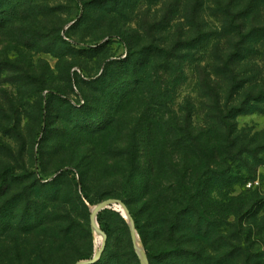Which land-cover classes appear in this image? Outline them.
Listing matches in <instances>:
<instances>
[{
    "label": "rangeland",
    "instance_id": "374dc122",
    "mask_svg": "<svg viewBox=\"0 0 264 264\" xmlns=\"http://www.w3.org/2000/svg\"><path fill=\"white\" fill-rule=\"evenodd\" d=\"M253 1L235 0L237 10ZM109 2L22 0L28 17L24 28L30 32L21 34L20 25L5 17L0 22V264L91 260L103 246L106 224L113 227L103 260L131 252L130 247L137 254L121 212L124 224L113 214L98 213L99 231L91 224V212L106 200L121 201L118 177L123 165L112 160L107 144H126L125 128L135 126L141 112L121 111L117 130L101 136L96 141L99 150L92 151L89 130L96 128L99 116L85 120L89 111H79L84 97L92 93L82 85L71 90L65 82L69 73L96 79L109 62L124 59V34L140 31L146 40L170 45L186 40L193 28L218 32L197 51L184 52L181 71L173 76L177 81L168 109L180 124L187 118L195 129L215 124V107L200 87L198 65L219 84L228 105L264 91V40L247 45L250 51L237 62V79L245 87L236 95L229 97L227 82L217 73L236 49L237 39L224 31L225 8L233 2L229 10L235 12L233 0H119L118 6ZM249 19L244 32L264 28L263 0L255 3ZM31 29L40 35L34 37ZM34 78L44 80L46 89L39 92ZM54 89L66 94L69 105L49 97ZM256 108L234 120L237 147L249 150L231 165L242 180L213 190L206 201L211 219L220 225L218 235L210 233L205 245L208 264H264V103ZM81 175L88 198L82 193ZM120 262L133 264L124 257Z\"/></svg>",
    "mask_w": 264,
    "mask_h": 264
},
{
    "label": "trees",
    "instance_id": "16d2710c",
    "mask_svg": "<svg viewBox=\"0 0 264 264\" xmlns=\"http://www.w3.org/2000/svg\"><path fill=\"white\" fill-rule=\"evenodd\" d=\"M233 1L235 12L229 10L233 2L225 8L224 31L228 30V35L237 39L236 49L217 70L227 82L229 97L245 87L237 79L236 65L244 60L241 55L250 51L246 46L264 40V28L244 32L245 23L260 0L240 10ZM21 2L0 0V22L7 18L10 24L18 23L23 34L30 31L24 28L28 17ZM118 3L119 0H110L109 5L118 6ZM31 32L34 37L40 35L35 29ZM217 34V31L193 28L186 40L179 37L178 41L167 45L150 41L149 37L146 40L140 31L127 33L122 36L126 56L109 62L98 78L80 77L77 73H69L65 78L71 90L75 86L80 89L82 85L92 93L91 97H84V105L79 109L83 113L84 107L89 111L84 114L86 117L82 116L85 120L91 119L93 114L99 116L96 128L89 130L94 137L92 151L99 150L96 141L101 136L117 130L116 118L121 111L131 108L135 115L141 112L135 126L125 128L127 143L112 140L107 144V151L116 165H123L118 177L120 198L134 221L148 264L210 263V257L204 254L207 252L205 245L210 233L218 235L220 225L211 219L206 201L213 190L233 186L242 180L232 172L231 165L249 150L246 146L237 147L234 120L239 115L254 112L256 105L264 103V91L256 95L249 93L239 105H228L221 97L219 84L205 70L202 73L198 65L200 87L215 107L214 126L195 129L192 118L180 124L168 109L172 87L177 81L173 76L181 71L183 53L197 51ZM34 80L41 86L39 92L46 89L44 80ZM49 93L52 94L49 97L69 105L63 91L54 89ZM46 105L49 107V103ZM80 179L82 193L88 198L84 176ZM103 213L113 214L125 223L119 212L104 210ZM112 227L113 224H106L103 230L107 239L111 237ZM130 251L107 260L101 258L93 264H121L123 257L128 263L141 264L132 247Z\"/></svg>",
    "mask_w": 264,
    "mask_h": 264
},
{
    "label": "water",
    "instance_id": "95a60500",
    "mask_svg": "<svg viewBox=\"0 0 264 264\" xmlns=\"http://www.w3.org/2000/svg\"><path fill=\"white\" fill-rule=\"evenodd\" d=\"M110 209L119 210L118 212H121L122 216L127 221L128 225L130 227L132 240H133L134 246L136 248L138 257L141 260V264H148L145 252L143 250V246H142V252L144 254L145 263L143 262L141 253L139 252V250L137 248L136 243L139 239H138V236L136 234L135 224H134V221H133V219L129 213L128 208L125 206V204L122 201L117 200V199H109V200H106V201L98 204L91 212V224L94 227V229L96 231H99V227H98V224L96 221L98 213H100L101 211L110 210ZM105 241H106V236L104 235L103 246L94 254V256L91 260H82L76 264H93V263H96L101 258L102 254H103ZM139 242L141 243L140 240H139Z\"/></svg>",
    "mask_w": 264,
    "mask_h": 264
},
{
    "label": "bare ground",
    "instance_id": "6f19581e",
    "mask_svg": "<svg viewBox=\"0 0 264 264\" xmlns=\"http://www.w3.org/2000/svg\"><path fill=\"white\" fill-rule=\"evenodd\" d=\"M100 235V234H99ZM102 236V235H101ZM100 240H102L101 238H100ZM137 248H138V250H139V252L141 253V256H142V260H143V262L145 263V258H144V254H143V252H142V247H141V245H140V242H139V240L137 241Z\"/></svg>",
    "mask_w": 264,
    "mask_h": 264
}]
</instances>
